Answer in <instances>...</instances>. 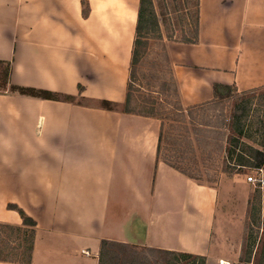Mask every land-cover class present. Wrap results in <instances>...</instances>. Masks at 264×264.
Listing matches in <instances>:
<instances>
[{
    "label": "crops",
    "instance_id": "obj_1",
    "mask_svg": "<svg viewBox=\"0 0 264 264\" xmlns=\"http://www.w3.org/2000/svg\"><path fill=\"white\" fill-rule=\"evenodd\" d=\"M140 3L0 0L11 82L75 101L0 94V224L26 227L10 204L36 221L31 264H98L101 239L132 244L136 214L148 221L143 247L209 260L217 187L158 161L160 119L102 108L125 102ZM167 46L186 107L211 101L216 86L262 88L264 0H200L199 42ZM112 193L128 196L119 233Z\"/></svg>",
    "mask_w": 264,
    "mask_h": 264
},
{
    "label": "trees",
    "instance_id": "obj_2",
    "mask_svg": "<svg viewBox=\"0 0 264 264\" xmlns=\"http://www.w3.org/2000/svg\"><path fill=\"white\" fill-rule=\"evenodd\" d=\"M175 2V11L177 13L180 11L182 20L178 29L180 34L177 38L174 30L168 32L167 41L198 43L200 0H191L194 10L190 12L191 19L187 23L184 12L187 10L188 0H175ZM161 8L159 12L156 8V0H141L125 102L114 104L102 101V108L160 119L158 161L166 163L192 179L199 180L202 178L199 175L200 172L193 171L198 163L196 145L206 144L208 151L205 148L201 149L203 159H206L205 155L209 156L213 153L214 147L212 142L204 139V136L199 133L193 141L192 129L186 119L190 120L191 124H196L194 128H197V125L202 124L195 117L197 112L200 116V113L218 109L226 101L233 100L235 105L228 124L231 135L228 137L227 147L220 148L221 151L225 149L226 161L220 171L218 167L215 170L219 171V175L220 172L232 175L242 169L264 168V87L239 92L235 86H216L215 95L211 101L189 107L184 106L172 69L167 41L162 31V24L167 22L164 10L169 8L168 3H162ZM88 13L89 10L85 9L84 15L87 16ZM155 42H158L163 51L162 62L156 54L158 52L153 48ZM164 62L170 69L168 75L164 71ZM3 64L4 61H0V66H4ZM0 79V93L52 100H73L68 95L50 93L46 95V92L42 90L14 84L9 79L7 67L0 71ZM154 80L159 81L153 83ZM154 84L157 90H152ZM143 90L147 94L141 95ZM255 92L261 93L255 94ZM155 93L165 94L167 98L172 97L171 100L169 99L172 102L159 104L153 96ZM212 166L215 167V165ZM218 178V172H216L215 177L210 176L209 180L217 182ZM249 203L250 214L246 225L245 250L240 261L243 264H264V238L260 237L262 229L264 230L261 205L253 199ZM8 208L20 213L26 227L0 224V261L31 264L37 223L17 205L10 204ZM258 244H261L260 252L256 250L259 249L256 248ZM98 258V264H207L205 256L151 247L140 252L133 244L109 239H101Z\"/></svg>",
    "mask_w": 264,
    "mask_h": 264
},
{
    "label": "rangeland",
    "instance_id": "obj_3",
    "mask_svg": "<svg viewBox=\"0 0 264 264\" xmlns=\"http://www.w3.org/2000/svg\"><path fill=\"white\" fill-rule=\"evenodd\" d=\"M185 1V0H184ZM168 3L169 8L163 9L167 16V22L162 24V31L164 33L165 39L167 41L166 35L168 32L174 30V33L177 38H179L180 31L178 30L182 24L180 14L175 11L176 2L175 0H156V8L161 12V4ZM194 10L191 0H188L187 10L184 12L186 16V23L190 21V12ZM169 42L167 41L166 44ZM154 50L158 53L159 59L163 61V51L158 42H155L153 46ZM4 66H0V71L9 69L10 72V63L4 61ZM165 74L168 75L170 69L168 64L164 62ZM150 68V67H149ZM150 70H152L150 68ZM1 80V79H0ZM159 80H154L153 83H157ZM148 87H146L147 89ZM152 90H157V86L154 84ZM261 92H255L259 94ZM4 94V93H0ZM46 95H50L45 93ZM147 94L145 90L141 95ZM154 98L157 99L158 103L172 102L170 101L172 97L167 98L165 94L155 93ZM170 99V100H169ZM75 102L74 100H72ZM71 102V101H69ZM235 101H226L218 109L207 110L204 113L195 112L196 118L202 122L200 126L191 124L190 120L186 119L187 124L192 129L191 137L193 141L196 139V134L204 136V139L212 142L213 153L209 156H206V159H203L201 149L205 148L208 151L206 144L202 146L196 145V158L198 163L197 167H192L193 171L197 173L200 172L201 179L197 180L199 183L208 184L217 187V194L219 198V205L217 211V217L214 223V234L212 236V242L210 246L209 260L207 264H220L221 260H226L232 264H243L240 261L241 255L244 253L245 247V235L247 231V221L250 214V203L249 201L260 202L262 217L264 219V188L258 186L257 183L250 182L248 177L250 176L252 169H242L235 174L221 173L219 171L223 167V163L226 161L225 149L221 151L222 148H226L228 145V137L231 135V131L228 128L229 118L232 114ZM249 142V141H247ZM252 143V142H250ZM255 144V143H252ZM212 165H215L212 166ZM218 167L219 171H216L215 168ZM197 171V172H196ZM216 172H218V181L212 182L209 180L210 176L215 177ZM128 196H120V200L114 196L112 193L111 196V207L108 211V224L113 228L115 233L121 232L122 227L117 223L118 219V210H121L124 206ZM257 203V202H256ZM258 205V203H257ZM260 237L264 238V230L262 229ZM260 240V238H259ZM259 245V244H258ZM256 248L257 252L261 250V244ZM138 251H145L148 247L135 246ZM91 252V257L94 258L96 252L94 249H88Z\"/></svg>",
    "mask_w": 264,
    "mask_h": 264
},
{
    "label": "water",
    "instance_id": "obj_4",
    "mask_svg": "<svg viewBox=\"0 0 264 264\" xmlns=\"http://www.w3.org/2000/svg\"><path fill=\"white\" fill-rule=\"evenodd\" d=\"M128 235L130 242L135 246L148 245V221L141 215H134L128 223Z\"/></svg>",
    "mask_w": 264,
    "mask_h": 264
},
{
    "label": "built area",
    "instance_id": "obj_5",
    "mask_svg": "<svg viewBox=\"0 0 264 264\" xmlns=\"http://www.w3.org/2000/svg\"><path fill=\"white\" fill-rule=\"evenodd\" d=\"M248 180L250 182H253L254 184L257 183L258 186H262L264 188V168L252 169V172L248 177ZM84 253L86 255H90V252L88 251H85ZM220 264H232V263L226 260H221Z\"/></svg>",
    "mask_w": 264,
    "mask_h": 264
}]
</instances>
